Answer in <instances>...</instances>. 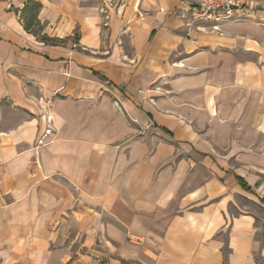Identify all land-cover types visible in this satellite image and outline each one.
Masks as SVG:
<instances>
[{"label":"crops","instance_id":"0c3cea01","mask_svg":"<svg viewBox=\"0 0 264 264\" xmlns=\"http://www.w3.org/2000/svg\"><path fill=\"white\" fill-rule=\"evenodd\" d=\"M37 1L0 0V264H264V24ZM123 117L155 140L109 168Z\"/></svg>","mask_w":264,"mask_h":264},{"label":"rangeland","instance_id":"374dc122","mask_svg":"<svg viewBox=\"0 0 264 264\" xmlns=\"http://www.w3.org/2000/svg\"><path fill=\"white\" fill-rule=\"evenodd\" d=\"M245 1V6H246V13L243 14L241 16V18L237 19V20H233L231 22H241V21H246V20H256L258 19L259 22L264 24V18H257L256 15H254V13L259 10V9H263L264 10V4L261 5L257 2H255V0H244ZM254 15V16H253ZM29 22L31 23V25L34 26V29H38L39 30V21H37L36 19H32V15L30 17ZM229 22L225 23L224 25H222V28L220 30V32H217L219 34H223L224 33V29L223 27L228 24ZM211 31V30H210ZM213 32V31H212ZM215 32V31H214ZM117 107L119 108V111L122 113V108H120V106L118 104H116ZM125 113H122V115H124ZM45 120L48 122V127L50 128L52 131L49 135L53 134L54 132H56L58 130V126L55 123V117L52 116V114L47 115L44 117ZM120 118V117H119ZM123 119L126 121L127 124H130L129 122H131L132 120L135 121V123L132 125H130L129 128L131 129H126L123 130L122 128L120 129H116L113 134H112V138L113 140L110 141L108 144L109 148H108V154H107V162L109 164V168H114V169H122L124 168V166L126 167V165L128 164L129 166L132 165V163L134 162L135 158L137 157L136 154L134 153L135 151L130 150L129 149V143L135 139H141V140H149V142H153L154 143V138L151 134L147 135V130H145L141 125H138L137 120L136 119H130V118H126L123 117ZM129 119V121H128ZM43 131L42 134H40L39 138L37 139V143L39 145L43 144L46 137L47 136H43L44 132L46 131V129ZM150 154L152 153V151L149 152ZM147 153V154H149ZM146 154V155H147ZM148 156V155H147ZM111 159V160H110ZM117 159V160H116ZM112 160H116V161H112ZM245 182V181H244ZM246 183V182H245ZM248 185V184H247ZM249 186V185H248ZM246 191H250L249 189H246ZM261 199V198H260ZM249 199L247 200H243V203L246 202L248 203ZM264 201L261 199V201H259V207L255 208V211L260 214V215H264V208L261 207ZM249 206V204H247Z\"/></svg>","mask_w":264,"mask_h":264},{"label":"built area","instance_id":"2783aa9c","mask_svg":"<svg viewBox=\"0 0 264 264\" xmlns=\"http://www.w3.org/2000/svg\"><path fill=\"white\" fill-rule=\"evenodd\" d=\"M244 0H198L189 3L187 7L180 8L177 13L186 19L191 26L199 29L202 24L208 23L211 31L220 32L222 25L241 18L246 13ZM47 128L42 138L51 133Z\"/></svg>","mask_w":264,"mask_h":264},{"label":"trees","instance_id":"16d2710c","mask_svg":"<svg viewBox=\"0 0 264 264\" xmlns=\"http://www.w3.org/2000/svg\"><path fill=\"white\" fill-rule=\"evenodd\" d=\"M40 7H41V4L37 0H27V4L24 9L30 12V14L32 15V19H36L38 21L37 12L39 11ZM26 27L27 29H30L31 23H26ZM44 38L48 39L47 37H44ZM238 180L244 188L246 189L250 188L247 185V183L244 182L242 178H238Z\"/></svg>","mask_w":264,"mask_h":264}]
</instances>
